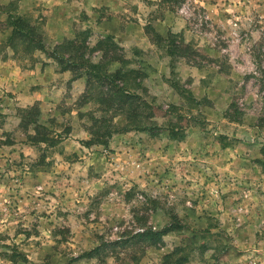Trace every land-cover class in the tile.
<instances>
[{
    "label": "rangeland",
    "instance_id": "1",
    "mask_svg": "<svg viewBox=\"0 0 264 264\" xmlns=\"http://www.w3.org/2000/svg\"><path fill=\"white\" fill-rule=\"evenodd\" d=\"M256 13L264 0H0V264H264V104L245 80L254 64L241 34ZM9 17L35 26L45 49L6 45ZM84 30L86 58L133 69L134 91L173 111L156 113L161 128L82 144L97 104L79 108L87 76L73 79L52 53ZM157 32L190 44L188 56L170 55ZM108 35L116 46L99 44ZM232 103L237 120L226 116ZM34 104L53 147L20 127L19 109ZM170 123L184 140L169 137ZM174 220L183 228L158 245L76 258Z\"/></svg>",
    "mask_w": 264,
    "mask_h": 264
},
{
    "label": "trees",
    "instance_id": "2",
    "mask_svg": "<svg viewBox=\"0 0 264 264\" xmlns=\"http://www.w3.org/2000/svg\"><path fill=\"white\" fill-rule=\"evenodd\" d=\"M10 18L11 34L8 36L6 45L11 47L15 52L24 51L31 52L32 50H44L45 44L42 37L36 30V27L29 25L26 29L20 28L15 19ZM237 24H239L237 22ZM247 27L242 31V38L250 42L249 52L254 64L253 72L245 76V80L249 83L253 80L254 85L258 87V100L264 104V17L256 13L253 17L248 18ZM89 31H80L74 39H67L60 44L52 55L62 66V70H70L73 72V79H77L83 75L87 76L86 91L82 95L80 107L86 103L94 101L97 107L91 112L86 113L90 119L88 132L90 138L82 140V144L89 147L92 145L109 146V141L114 134L126 133L130 131H152L155 128H161L156 122V113L162 112V116L172 114L169 109L162 111L161 107L153 105L152 101H148L139 92L134 91L138 83L133 81V69L124 70L122 67L114 71L108 68L109 62L104 60L93 62L86 58V51L89 48L86 41ZM172 36L163 37L160 33H155L157 42H167V50L170 55L179 53L180 56H188L185 52L189 49L190 44L183 46H172ZM99 44L107 45L108 47L116 46L112 40V36H106L104 41ZM179 47V48H178ZM189 58V57H188ZM191 60V59H190ZM223 69H220L222 71ZM178 89L183 98L189 101H194L191 91L183 87H179L178 83H172ZM172 106H170L171 108ZM232 107V109H231ZM234 108V109H233ZM20 111V127L26 133L28 139L33 145H46L45 148L53 147L57 143L54 137L51 136V128L39 120L40 110L36 104L19 109ZM238 106L232 103L226 111V116L232 120H237ZM80 114L81 111L79 112ZM100 113V115H97ZM180 118H184L183 114H178ZM192 119L193 115H189ZM117 117H123L122 122L115 120ZM195 118V117H194ZM262 119V118H261ZM169 137L173 140L182 141L186 137L184 126L167 125ZM30 128L33 132L30 131ZM15 141H5L3 144H13ZM264 154V144L261 147ZM258 162L264 166V160L258 159ZM183 228V225L178 221H173L162 229L146 228L144 231H139L127 239L103 242L91 250L80 254L78 258H102L106 252L108 255L115 252L119 246H129L133 241L148 242L150 245H158L163 242L164 236L172 231H178ZM133 242V243H134ZM172 257V253L165 255V259ZM75 258V259H76ZM181 259H177L181 263Z\"/></svg>",
    "mask_w": 264,
    "mask_h": 264
}]
</instances>
